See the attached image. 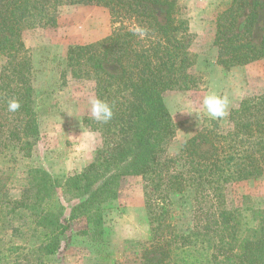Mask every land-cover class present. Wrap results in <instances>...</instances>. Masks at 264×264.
<instances>
[{
    "label": "trees",
    "instance_id": "1",
    "mask_svg": "<svg viewBox=\"0 0 264 264\" xmlns=\"http://www.w3.org/2000/svg\"><path fill=\"white\" fill-rule=\"evenodd\" d=\"M257 3L263 17L257 43L252 40L254 8L238 29L245 0H231L217 14L213 45L221 66L264 58V0ZM62 4H97L109 12L115 25L111 32L69 45L66 66L74 79L92 82L95 96L108 102L114 115L106 124L82 117L102 143L89 164L61 185L46 170L32 168L20 197L12 199L0 175V221L28 211V226L38 232L36 248L24 259L46 264L68 222L78 217L86 221L83 232L99 248L105 245L104 209L117 198L122 177L140 176L148 235L126 242L132 250L128 264H264V201L243 196L237 206L226 192L228 184L264 171V92L243 98L229 111L227 131H220L217 120L206 119L175 154H166L175 124L164 93L198 84L192 71L197 55L189 50L192 34L178 0H0V56L6 59L0 71V157L13 161L11 154L29 152L39 134L43 108L35 101L33 68L21 34L55 25ZM11 99L20 103L14 113L7 109ZM57 187L78 199L67 218L52 207ZM173 194L191 202L192 225L186 231L175 224ZM109 256L106 252L103 259ZM112 263L119 264L117 259Z\"/></svg>",
    "mask_w": 264,
    "mask_h": 264
},
{
    "label": "rangeland",
    "instance_id": "2",
    "mask_svg": "<svg viewBox=\"0 0 264 264\" xmlns=\"http://www.w3.org/2000/svg\"><path fill=\"white\" fill-rule=\"evenodd\" d=\"M238 29L249 8H254L252 40L259 42L263 31V17L257 0H245ZM184 17L188 20L192 40L189 50L197 55L193 72L198 84L188 90H170L164 93V102L175 124V133L166 154H175L180 144L200 130L209 119L203 109L205 95L214 92L229 100V111L246 97L264 92V58L245 65L225 68L217 63V48L213 45L217 14L231 0H178ZM256 5V8H255ZM254 6V7H253ZM115 25L107 8L97 4H62L56 11V24L24 29L21 37L32 64L31 84L35 101L42 112L38 117L39 134L29 152H15L0 157V175L8 197H20L26 184V174L32 168L46 170L58 184L65 177L80 172L92 160L102 140L98 132L89 131L82 124L83 116H90L89 99L95 96L90 81L74 79L66 66L67 47L97 41L108 35ZM6 59L0 56V71ZM39 108V107H38ZM219 129L227 131L231 124L228 115L217 119ZM233 205L241 206L243 196L254 202L264 201V171L255 179L230 183L226 186ZM176 226L183 231L191 225L192 206L189 198L171 196ZM78 199L63 193L61 187L54 191L52 207L67 218ZM29 212L11 215L0 221V264L16 260L23 264L24 256L37 246V233L28 226ZM69 228L60 235V247L45 257L46 264H128L132 258L128 240H144L148 235L144 195L140 176H124L120 180L117 198L103 211L104 240L106 244L92 241L83 232L87 228L84 218L68 222ZM17 227L16 231H13ZM106 252L109 258L103 259ZM30 259V257H29Z\"/></svg>",
    "mask_w": 264,
    "mask_h": 264
},
{
    "label": "clouds",
    "instance_id": "3",
    "mask_svg": "<svg viewBox=\"0 0 264 264\" xmlns=\"http://www.w3.org/2000/svg\"><path fill=\"white\" fill-rule=\"evenodd\" d=\"M203 109L207 117L211 120L222 119L228 115L229 100L214 92L205 95L202 101ZM90 118L99 123L106 124L113 118L112 106L98 96L89 99ZM20 108V103L16 99L8 101L7 109L9 112H16Z\"/></svg>",
    "mask_w": 264,
    "mask_h": 264
}]
</instances>
